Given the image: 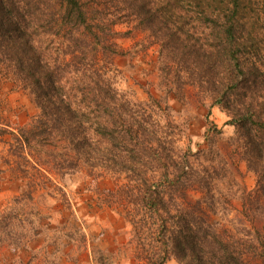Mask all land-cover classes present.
<instances>
[{"label":"trees","instance_id":"1","mask_svg":"<svg viewBox=\"0 0 264 264\" xmlns=\"http://www.w3.org/2000/svg\"><path fill=\"white\" fill-rule=\"evenodd\" d=\"M245 2L0 0V74L30 91L40 109L17 141L51 185L53 176L65 179L83 168L140 183L132 204L157 225V252L147 255L148 264H166L171 256L179 264H264V60ZM120 23L132 30L119 33ZM133 30L159 48L168 96L197 88L237 126L241 158L257 178L253 190L243 191L241 208L221 193L214 201L203 177L190 183L186 157L161 138L164 123L154 111L161 104L151 93L140 103L117 88L116 39ZM190 189L204 200L190 202ZM176 193L186 206L169 207L166 198ZM219 215L223 222L213 224Z\"/></svg>","mask_w":264,"mask_h":264},{"label":"rangeland","instance_id":"2","mask_svg":"<svg viewBox=\"0 0 264 264\" xmlns=\"http://www.w3.org/2000/svg\"><path fill=\"white\" fill-rule=\"evenodd\" d=\"M245 5L264 60V0ZM131 30L130 23L116 26L122 34ZM147 36L133 30L117 37L122 54L114 59L111 73L117 88L140 103L148 102L151 93L161 104L154 110L164 123L161 138L186 157L194 175L190 183L203 177L211 183L214 201L221 193L241 208L243 191L253 190L257 178L241 158L245 147L237 126L197 88L168 96L161 84L159 48L151 47ZM241 57L244 61L248 55ZM39 113L30 91L0 74V264H148L147 255L157 252V225L132 204L140 183L125 173L90 174L83 168L65 179L53 176L51 185L42 169L33 168L30 150L16 139ZM35 155L43 159L41 148ZM187 194L190 202L204 200L199 190ZM172 197L166 198L169 207L186 206L180 193ZM222 222V216L213 217V224ZM166 264L179 262L171 256Z\"/></svg>","mask_w":264,"mask_h":264}]
</instances>
